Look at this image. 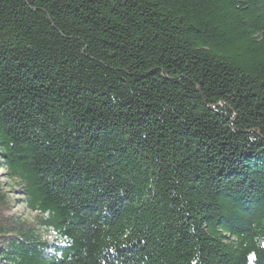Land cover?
Listing matches in <instances>:
<instances>
[{"label": "trees", "instance_id": "obj_1", "mask_svg": "<svg viewBox=\"0 0 264 264\" xmlns=\"http://www.w3.org/2000/svg\"><path fill=\"white\" fill-rule=\"evenodd\" d=\"M0 264H264V0H0Z\"/></svg>", "mask_w": 264, "mask_h": 264}]
</instances>
